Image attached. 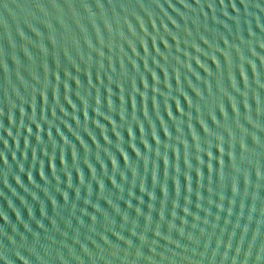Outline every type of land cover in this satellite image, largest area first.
Here are the masks:
<instances>
[{
    "label": "water",
    "instance_id": "95a60500",
    "mask_svg": "<svg viewBox=\"0 0 264 264\" xmlns=\"http://www.w3.org/2000/svg\"><path fill=\"white\" fill-rule=\"evenodd\" d=\"M0 264H264V0H0Z\"/></svg>",
    "mask_w": 264,
    "mask_h": 264
}]
</instances>
